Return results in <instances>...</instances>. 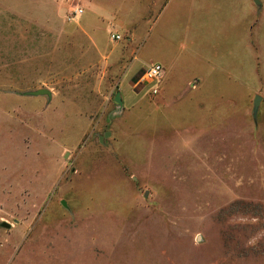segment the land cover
Here are the masks:
<instances>
[{"label":"rangeland","instance_id":"1","mask_svg":"<svg viewBox=\"0 0 264 264\" xmlns=\"http://www.w3.org/2000/svg\"><path fill=\"white\" fill-rule=\"evenodd\" d=\"M0 264H264V0H0Z\"/></svg>","mask_w":264,"mask_h":264},{"label":"built area","instance_id":"2","mask_svg":"<svg viewBox=\"0 0 264 264\" xmlns=\"http://www.w3.org/2000/svg\"><path fill=\"white\" fill-rule=\"evenodd\" d=\"M84 12L83 8L79 5L73 6L68 14H67V20H73L76 17H79ZM111 38L114 40H119L121 37L118 34H111ZM162 66L160 64H154L146 69H144L143 73L141 74L139 78V82L145 84L147 81H155L158 82L162 77ZM151 73V74H150ZM152 93L157 92V88L153 87L151 90Z\"/></svg>","mask_w":264,"mask_h":264},{"label":"crops","instance_id":"3","mask_svg":"<svg viewBox=\"0 0 264 264\" xmlns=\"http://www.w3.org/2000/svg\"><path fill=\"white\" fill-rule=\"evenodd\" d=\"M114 7L119 8V7H117V5L114 6ZM99 13H100L99 15H101V17H102V15H103V16L106 17L107 19H110V18H111V21H112V20H116V18L118 17L117 14H116V15H112V14H108V13L106 14L104 10L99 11ZM99 15H98V16H99ZM99 17H100V16H99ZM101 19H102V21L104 20L103 17H102ZM107 19H106V20H107ZM123 19H124V18H123ZM122 23H123L122 20H121V21H118V23H117L118 28L123 27V26H122V25H123ZM107 25H108V23L106 22L105 26H107ZM87 32H90V29H87ZM112 34H118V35H120V37H121V34L118 33L117 31H113ZM120 39H121V38H120ZM162 69H163V68H162Z\"/></svg>","mask_w":264,"mask_h":264},{"label":"water","instance_id":"4","mask_svg":"<svg viewBox=\"0 0 264 264\" xmlns=\"http://www.w3.org/2000/svg\"><path fill=\"white\" fill-rule=\"evenodd\" d=\"M35 94H47V91L44 90V89H38V90L35 92ZM119 97H120V94L117 93V94L115 95L114 100H115L118 104H121V100H120ZM258 101H259V96L256 95V96H255V99H254V112H255L256 109H257ZM2 226H4V227H9V224H7V223H2Z\"/></svg>","mask_w":264,"mask_h":264},{"label":"clouds","instance_id":"5","mask_svg":"<svg viewBox=\"0 0 264 264\" xmlns=\"http://www.w3.org/2000/svg\"><path fill=\"white\" fill-rule=\"evenodd\" d=\"M151 74V73H150Z\"/></svg>","mask_w":264,"mask_h":264}]
</instances>
